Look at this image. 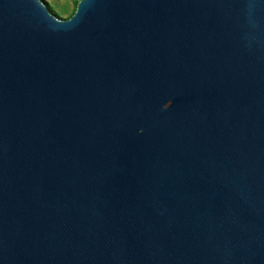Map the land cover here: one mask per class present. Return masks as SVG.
Here are the masks:
<instances>
[{
  "label": "water",
  "instance_id": "obj_1",
  "mask_svg": "<svg viewBox=\"0 0 264 264\" xmlns=\"http://www.w3.org/2000/svg\"><path fill=\"white\" fill-rule=\"evenodd\" d=\"M0 264H264V0H0Z\"/></svg>",
  "mask_w": 264,
  "mask_h": 264
},
{
  "label": "rangeland",
  "instance_id": "obj_2",
  "mask_svg": "<svg viewBox=\"0 0 264 264\" xmlns=\"http://www.w3.org/2000/svg\"><path fill=\"white\" fill-rule=\"evenodd\" d=\"M53 8L66 18L74 8V0H48ZM51 10V9H50ZM54 11V10H53Z\"/></svg>",
  "mask_w": 264,
  "mask_h": 264
},
{
  "label": "trees",
  "instance_id": "obj_3",
  "mask_svg": "<svg viewBox=\"0 0 264 264\" xmlns=\"http://www.w3.org/2000/svg\"><path fill=\"white\" fill-rule=\"evenodd\" d=\"M45 1H46V3L48 4L49 8L51 9V11H52L53 13H55L56 15L62 17V14H60L59 12H57V11L53 8V6L51 5V3H50L48 0H45ZM76 5H77V0H74V8H73V10L67 15V17H70V16L74 13V11H75V9H76ZM53 10H54V11H53Z\"/></svg>",
  "mask_w": 264,
  "mask_h": 264
}]
</instances>
